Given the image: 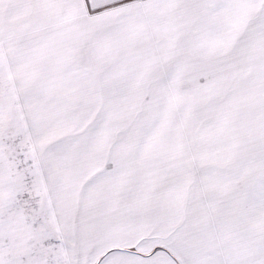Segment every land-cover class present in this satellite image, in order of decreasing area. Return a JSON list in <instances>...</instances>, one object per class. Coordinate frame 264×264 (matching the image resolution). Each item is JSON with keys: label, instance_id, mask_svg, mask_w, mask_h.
Listing matches in <instances>:
<instances>
[{"label": "snow or ice", "instance_id": "1", "mask_svg": "<svg viewBox=\"0 0 264 264\" xmlns=\"http://www.w3.org/2000/svg\"><path fill=\"white\" fill-rule=\"evenodd\" d=\"M0 264H264V0H0Z\"/></svg>", "mask_w": 264, "mask_h": 264}]
</instances>
